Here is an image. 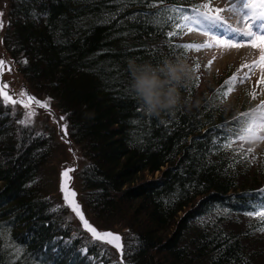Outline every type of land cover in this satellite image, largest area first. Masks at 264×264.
Instances as JSON below:
<instances>
[{"label":"trees","instance_id":"trees-1","mask_svg":"<svg viewBox=\"0 0 264 264\" xmlns=\"http://www.w3.org/2000/svg\"><path fill=\"white\" fill-rule=\"evenodd\" d=\"M189 2L10 1L5 51L31 89L57 102L70 140L83 151L77 179L84 212L98 228L96 219L122 212L128 236L122 235L119 260L81 230L66 206L50 211L55 206L37 184L49 141L17 123L0 101V224L24 249L15 259L0 248V264H260L252 257L263 258L264 250H250L247 242L264 221L240 228L234 215L264 183V163L235 142L222 146L224 137L236 141L248 101L227 104L217 96L224 84L215 76L202 89L169 42L166 32L179 18L167 9ZM158 13L162 23L155 22ZM130 60L187 63L180 103L147 114L130 87Z\"/></svg>","mask_w":264,"mask_h":264},{"label":"snow or ice","instance_id":"snow-or-ice-1","mask_svg":"<svg viewBox=\"0 0 264 264\" xmlns=\"http://www.w3.org/2000/svg\"><path fill=\"white\" fill-rule=\"evenodd\" d=\"M167 11L178 14V18L185 22L183 25H175L176 27L186 28L189 33L193 31L199 32L209 38L208 41L202 44L182 45L181 47L185 50L200 51L201 49H211L213 47L224 49L251 47L259 50L260 54L256 60L252 61L250 64L243 63L237 70V73H234L228 80H226L220 89H217L218 97L226 99L229 94L233 92L236 84L248 80L250 74L256 68L261 72V77L257 81V85H264V0H230V7L226 9L215 8L211 5L210 0H208V2L193 6L190 13L178 7L167 9ZM225 11L239 17L240 19L237 20V23L243 22V27H234L229 23L222 15ZM2 15L3 14L0 13V17H2ZM32 15L33 17H37L35 12H33ZM160 15L161 14L159 13L156 14V23H162L159 19ZM174 19L175 17L173 16L167 17V21H172ZM2 27L3 21L0 19V29H2ZM178 34L179 33L177 32H172L169 35L176 36ZM0 43H2V41H0ZM22 63L26 64L27 60H23ZM211 64L212 61H209L208 66ZM6 65L7 62L0 59V75H2L3 69ZM199 67L200 65L196 64L195 68L192 70L195 71L199 69ZM244 69H247V72L240 75ZM8 89L9 85L0 81V101H2L5 106L8 104H21L26 111L24 113V119L18 121V123L25 126L31 125L33 123V117L37 114L33 105L39 108H47L50 104V98L42 102L38 98L28 94L26 89H22L19 93V96L23 99H14ZM249 95L252 96V99H256L255 91L249 93ZM13 115H15V108H13ZM240 116L243 117V120H240V117L234 118L240 120V123L243 125L239 128L236 139L247 143L264 141V135H260L261 132H264V100H261L260 103L255 108L251 109L250 112H243ZM60 119L66 120V117L62 116ZM67 127V123L62 127V130L65 131V135H67ZM228 131L232 132L234 130L228 129ZM224 141L225 143H223L222 146L226 149H230L232 143L235 142V140L229 139V137H224ZM252 152V148L247 149V153ZM241 159H247V154L242 156ZM253 159H255V157H253ZM230 166L234 167L235 165L233 164ZM71 171H73V169L68 168L61 173L60 191L63 193V199L65 202L64 206L69 207L75 216L79 218L83 228L91 234L93 241L110 244L118 251H122L123 246L121 244L122 238L120 235L114 234L111 231H99L85 218L81 210V205L75 199L77 194L70 188ZM252 203L255 208L260 210L250 211L247 214L258 216L264 221V189L259 191V200H254ZM61 207V205H56L50 211L59 212ZM68 219L70 220L71 218L69 217ZM258 230L264 232V226L260 227ZM0 241H4V243L0 245V248L11 249V255L15 259H19L23 255L24 249L21 245L16 244L15 241L12 240L10 227L8 225L0 224ZM51 243L54 244L55 242L53 241ZM65 243H70V241H66ZM53 251H56V248H53ZM82 251L86 252L87 249H82ZM103 254L107 255V251L104 250ZM15 259H13L10 264H15ZM121 264H123V262H121Z\"/></svg>","mask_w":264,"mask_h":264},{"label":"rangeland","instance_id":"rangeland-1","mask_svg":"<svg viewBox=\"0 0 264 264\" xmlns=\"http://www.w3.org/2000/svg\"><path fill=\"white\" fill-rule=\"evenodd\" d=\"M11 0H0V13H2L3 27L0 29V59L4 61H8L9 55L5 51L6 46H4V33L8 26V6ZM201 2H208V0H199ZM211 5L215 8H228L230 7V0H210ZM225 19L231 23L234 27H243V22L237 23L239 17L234 16L232 13L225 11L222 14ZM182 39L188 42H193L194 44H202L208 41V37L199 33V32H191L183 31L182 32ZM259 50L253 49L251 47H243L240 49H224V48H217L213 47L211 49H201L200 51H193L191 53V61H196L200 67L198 69V73L201 78V88L204 89L208 86V84L213 81V77H218L219 82L228 80L234 73H237V70L241 67L243 63H252V61L256 60L259 57ZM226 57V58H225ZM212 61V64L208 66V62ZM23 65L24 63L21 62ZM6 68V67H5ZM3 69V71L5 70ZM19 69V73L16 71ZM13 72L10 74L5 73L4 75H0V81L11 83L16 82L17 86L20 87L21 83L26 85L31 92V95L38 98L40 101H45L49 99L42 91H38L34 88H30L29 83H27L21 72L19 66L14 63ZM244 72H247V69H244L240 75H243ZM3 73V72H2ZM261 77V72L258 68L254 69L253 72L250 74V78L243 83H237L233 92L229 94L227 97V104H241L245 98L251 99L252 96L249 93L255 91L256 92V99L259 102L255 103L254 105H258L261 100H264V85H257V81ZM255 100V99H254ZM12 113L13 108H15V115L16 119L22 120L24 119L25 109L21 106V104L11 105L8 104ZM34 108V107H33ZM47 109L54 111L53 118L51 119L50 115L44 113L45 111H39L34 108L35 112L37 113L33 117V123L29 126H33L36 130L37 135H41L48 139L49 141V151H47V160L44 165L40 169L39 179L37 180V184L52 201L53 205H64L62 201V195L60 192V183H61V173L62 171L68 168H74L75 171L70 172V188L75 190L79 196V186H78V179L77 176L80 170L83 167L84 157L83 151H80V148L71 141L69 144L65 142L64 138H61V128L65 124L63 120L60 118L61 111L57 108V102L55 100L51 101L47 107ZM59 121V130L57 129L55 123ZM18 123V121H17ZM260 135H264V132H261ZM33 136V135H32ZM238 144L242 146L243 149L247 150L248 148L253 149V155L255 154L258 157L259 161L264 163V141H257L254 143H247L238 140ZM130 211V210H129ZM126 214L130 215L128 211H125ZM91 218H95L92 213H90ZM94 219V220H95ZM130 219H132L130 217ZM93 220V219H92ZM93 220V222H94ZM128 222L125 219L124 214L121 212L119 216L114 218H108L106 221H99L95 220V222L102 228L106 226H111L117 234L124 235L125 239L128 236V233L124 232L125 227L123 222ZM134 221H137V217L134 218ZM239 223V222H238ZM244 220L240 219V228L241 225L245 224ZM111 224V225H110ZM136 227L137 225L134 224ZM99 227V228H100ZM264 235L259 231H256L254 234V239L249 238L248 244H251L250 250H264ZM122 240V239H121ZM247 244V245H248ZM41 252V251H40ZM114 256L118 257L117 254L114 253ZM257 262L260 264H264V257L259 258L257 256H253Z\"/></svg>","mask_w":264,"mask_h":264},{"label":"clouds","instance_id":"clouds-1","mask_svg":"<svg viewBox=\"0 0 264 264\" xmlns=\"http://www.w3.org/2000/svg\"><path fill=\"white\" fill-rule=\"evenodd\" d=\"M131 89L149 115H159L180 103L178 85L189 77L190 68L183 61L164 60L153 65L128 62Z\"/></svg>","mask_w":264,"mask_h":264},{"label":"water","instance_id":"water-1","mask_svg":"<svg viewBox=\"0 0 264 264\" xmlns=\"http://www.w3.org/2000/svg\"><path fill=\"white\" fill-rule=\"evenodd\" d=\"M63 133H64V135H65V131H63ZM66 136V135H65ZM68 142V141H67ZM62 195H63V193H62ZM62 198H63V196H62ZM76 199V198H75ZM63 201H64V199H63ZM77 201V200H76ZM65 203V202H64ZM68 209L71 211V209L68 207ZM81 210H82V208H81ZM72 212V211H71ZM83 212V211H82ZM73 213V212H72ZM74 214V213H73ZM84 214V213H83ZM75 215V214H74ZM85 216V215H84ZM76 217V216H75ZM86 218V217H85ZM76 219L81 223V221L79 220V218H77L76 217ZM81 226H82V228H83V225L81 224ZM84 229V228H83ZM85 230V229H84ZM86 231V230H85ZM87 232V231H86ZM90 234V233H89ZM114 234H116V233H114ZM91 235V234H90ZM119 235V234H118ZM122 244V243H121ZM108 245H110V244H108ZM110 246H112V245H110ZM113 247V246H112ZM115 250H116V252H117V254H118V256H119V258H121V255H122V251H118L115 247H113Z\"/></svg>","mask_w":264,"mask_h":264},{"label":"bare ground","instance_id":"bare-ground-1","mask_svg":"<svg viewBox=\"0 0 264 264\" xmlns=\"http://www.w3.org/2000/svg\"><path fill=\"white\" fill-rule=\"evenodd\" d=\"M162 28H163V27H162ZM225 58H226V57H225ZM195 72H196L197 74H199V73H198V69H197V70H195ZM30 127H31V126H29V125H28V127H27V128H28V129H31V128H33L34 132H36V130L34 129V127H33V126H32L31 128H30ZM35 134H36V133H35ZM36 135H37V134H36ZM37 136H39V135H37ZM40 136H41V135H40ZM110 248L112 249V246H110Z\"/></svg>","mask_w":264,"mask_h":264}]
</instances>
